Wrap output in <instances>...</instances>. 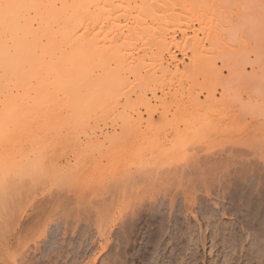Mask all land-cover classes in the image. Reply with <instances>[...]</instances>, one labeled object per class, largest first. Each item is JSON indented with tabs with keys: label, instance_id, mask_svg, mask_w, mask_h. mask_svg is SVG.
I'll return each instance as SVG.
<instances>
[{
	"label": "rangeland",
	"instance_id": "rangeland-1",
	"mask_svg": "<svg viewBox=\"0 0 264 264\" xmlns=\"http://www.w3.org/2000/svg\"><path fill=\"white\" fill-rule=\"evenodd\" d=\"M244 2L211 0L215 19L193 31L216 27L213 40L198 57L190 42L175 48L177 67L157 77L163 91L132 96L151 117L132 130L140 140L119 129L130 118L123 100L105 116L35 118L37 138L0 144V167L12 171L0 188L16 186L0 194V264H264V0ZM204 56L207 68H196ZM211 91L235 93L236 105L205 99ZM17 161L27 168L14 173Z\"/></svg>",
	"mask_w": 264,
	"mask_h": 264
},
{
	"label": "bare ground",
	"instance_id": "bare-ground-1",
	"mask_svg": "<svg viewBox=\"0 0 264 264\" xmlns=\"http://www.w3.org/2000/svg\"><path fill=\"white\" fill-rule=\"evenodd\" d=\"M210 1L0 0V144L22 134L37 138L38 127L34 126L35 129H32V124H35H31L35 118L47 124L59 119L65 111H86V114L90 111L105 116L114 111L117 106H114L115 103L123 100L126 102V109H129L127 117L130 118L124 122V127L122 128V125L119 129L133 139L140 140L142 137L138 135L139 133L136 135L132 130L148 118L145 119L143 113L137 111V106L132 105L134 104L132 96L136 95L139 101H144L147 100V91L153 97L156 96L158 89L163 91L164 87L157 80L160 74L170 72L169 69L173 66L177 67L179 59L175 48L185 50V45H189L190 42L192 49L189 51L193 50V54L198 57L200 54L198 50H204L202 48L204 42H207V39L213 40L210 36L214 35L216 31L213 28L216 27H212L213 32H209L212 34L205 35V38L194 33L197 29L193 28L195 21L201 23L204 21L202 19L212 18L219 12L218 10L215 12L213 6H210L212 3L209 4ZM237 1L239 3L242 0ZM220 7L216 8L220 10ZM222 9L223 7L221 12ZM198 29L201 30V27ZM216 30L220 32L219 28ZM190 31L192 35L189 34ZM178 34L181 35L179 40ZM209 58L200 57L196 68H207L206 61ZM130 77L133 78L132 81ZM136 79L144 81L146 85L142 89L144 91L134 89L132 82ZM209 93L205 99L211 98L226 107L228 105L232 107V103L236 105L235 93H232L234 97L231 92L220 93L218 99H215L214 92ZM77 115L79 114H76V117ZM188 118L190 119V116ZM192 120L194 119L185 121L182 129H191L190 125L194 123ZM61 124L63 125V122ZM46 133L39 136L43 137L45 142L60 140L64 136L61 131L54 134ZM178 147H173V151ZM2 150L4 149H1L0 157L6 152ZM32 159L33 162L36 160ZM19 163L27 168L25 162V166L22 162L14 163L12 168L14 173L21 171ZM4 164L6 165L5 162ZM51 164L57 163L52 160ZM10 168L11 166H7L5 169L7 171H4L0 167V173L12 172L9 171ZM23 171L25 172V169ZM10 186L13 187L7 189L13 192L16 186L14 183ZM0 189V194L7 191L6 186Z\"/></svg>",
	"mask_w": 264,
	"mask_h": 264
}]
</instances>
